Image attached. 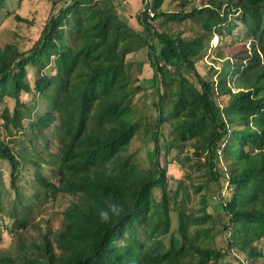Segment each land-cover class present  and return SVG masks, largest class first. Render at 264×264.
Masks as SVG:
<instances>
[{
  "label": "trees",
  "instance_id": "1",
  "mask_svg": "<svg viewBox=\"0 0 264 264\" xmlns=\"http://www.w3.org/2000/svg\"><path fill=\"white\" fill-rule=\"evenodd\" d=\"M162 3L153 0L152 15L139 9L135 28L113 0H64L28 49L0 45V104L14 100L12 110H0V162L8 164L14 192L7 207L0 191V212L13 220L18 242L14 254L0 252V264H214L230 251L241 253L233 256L241 264L264 261L257 246L264 237V0H178L179 10ZM142 48L151 68L147 111L133 102L145 93L143 62L127 59ZM210 50L212 64L201 72L196 65ZM21 92L30 100H20ZM48 128L56 152L47 149ZM17 132L41 139L43 148L21 140L15 148ZM137 133L152 142L146 168L127 153ZM188 146L203 159L197 165L205 166L206 182L218 185L225 248L213 245L207 228L189 229V221L211 217L204 197L202 214L190 217L182 209L186 186L168 188L167 158ZM30 163L50 164L57 181L37 172L27 197L18 176ZM225 180L228 200L220 191ZM57 192L76 200L57 231L27 244L19 230Z\"/></svg>",
  "mask_w": 264,
  "mask_h": 264
},
{
  "label": "rangeland",
  "instance_id": "2",
  "mask_svg": "<svg viewBox=\"0 0 264 264\" xmlns=\"http://www.w3.org/2000/svg\"><path fill=\"white\" fill-rule=\"evenodd\" d=\"M113 2L117 7L118 13L123 19L135 28L140 27L136 20V14L139 9H141V0H113ZM63 3L64 0H6L3 7L0 9V45L3 46L6 43H13L19 50L28 49L38 37L42 26L49 16L55 13L59 6ZM191 5H193L192 2H189L186 5V8H189ZM161 9L179 10L178 0H163ZM16 15L24 18L25 20H17L15 18ZM170 25L174 31L179 29V27L175 24L171 23ZM180 27L184 30L186 29L184 33L185 35H189L191 33L187 29V26L180 25ZM237 40H239V38ZM211 43L212 46L217 47V38L214 37ZM212 56H214V51H208V53L200 61H198L196 65L197 69L204 72L208 66L212 64L210 62ZM127 59L129 61L143 62L139 79L145 93L140 97L136 96L133 102L138 105L140 110L143 109L147 111V109L151 108L150 102L152 97L148 94L151 90V68L147 61L146 49L142 48L128 54ZM46 71L52 73L53 69L49 68L46 69ZM30 97L31 96L29 94L21 92L19 98L20 100L29 101ZM225 98L220 97L222 103L225 101ZM3 106L12 110L14 107V100L12 98H5L0 104V110ZM44 106V103H42L40 110L41 108L43 110ZM145 107L147 109H145ZM24 123H26V120H24ZM43 134L47 139L50 138L52 141L47 142V149L52 152H56L57 143L54 138L51 137V128L46 129ZM22 137L23 136H21L19 132L15 133V135L11 137L16 143L15 148H19L22 145L31 148L33 146L32 144L36 146V150L43 148V141L41 139L33 140L32 142L28 140L30 137L29 132H27V136H24L23 139ZM5 139L9 140V137H5ZM20 140L23 141L22 145L20 144L21 142H19ZM151 147L152 142L149 137H143L141 133H137L132 139L127 153L131 155L132 160L139 168H146L150 165L149 162L152 159V154L150 152ZM198 159L200 158L194 155L193 150L189 146L182 153V156L179 155V157H177L174 154L169 155L166 164L168 188L173 190L180 182L186 186L188 195L182 201V209L190 217L199 218L202 214L201 197H204L205 202L207 203L204 210L206 214H209L211 217L204 223H201L200 221L192 223L189 221V229L192 231L194 229L207 228L211 233L210 235L213 239V245L225 248L229 238V232L222 230L221 224L217 221V217H224L219 200L218 185L213 181L206 182L207 174L205 166L201 163L198 166ZM200 160L203 159L201 158ZM223 163L225 165V160H223ZM37 172L42 173L47 180L57 181V174L50 164L41 163L40 169L32 163L26 165L25 169L21 173L22 175H20V177L18 176V178L21 187L20 189L27 197L32 195V186L37 184L35 182ZM224 184L225 182L221 185L220 191L222 196L228 200L230 190L229 188H225ZM197 186H201V188L196 190ZM0 191L1 196L3 194L2 198L4 199V202L1 204L8 207V201L12 199L14 192L9 184V167L6 162H0ZM155 196L156 198L160 197V193L157 190L155 191ZM73 200H76V197L74 194L69 192H57L53 196L49 195L46 200H42L39 206H35L31 211V219L27 222V226L19 230L21 232V239L27 244H31L32 242L39 243L44 233H53L57 231L61 225L63 210H65V208ZM177 216V208L171 207L170 218L172 230H176L178 227ZM13 231V220L10 219L4 212H0V252L11 254L16 252L18 242L16 237L13 235ZM189 235L191 237L194 236V234L191 233H189ZM199 239H202V242L204 243H207L208 240L203 239V237H200ZM163 241L166 242L167 239H163ZM257 246L264 250V237L257 242ZM234 252L235 251H230V253H227L224 258H221L214 264H241L233 258V256L241 257V253L236 252L235 254L237 255H234ZM244 262L245 261H243V264H247ZM249 264H264V261L255 259L249 261Z\"/></svg>",
  "mask_w": 264,
  "mask_h": 264
},
{
  "label": "built area",
  "instance_id": "3",
  "mask_svg": "<svg viewBox=\"0 0 264 264\" xmlns=\"http://www.w3.org/2000/svg\"><path fill=\"white\" fill-rule=\"evenodd\" d=\"M152 2L153 0H142L141 11H146L149 15H152ZM225 188L228 186V182L225 180Z\"/></svg>",
  "mask_w": 264,
  "mask_h": 264
},
{
  "label": "clouds",
  "instance_id": "4",
  "mask_svg": "<svg viewBox=\"0 0 264 264\" xmlns=\"http://www.w3.org/2000/svg\"><path fill=\"white\" fill-rule=\"evenodd\" d=\"M105 215V218H106V214H104Z\"/></svg>",
  "mask_w": 264,
  "mask_h": 264
}]
</instances>
